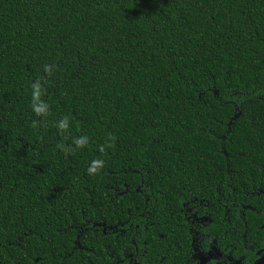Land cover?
I'll return each instance as SVG.
<instances>
[{"label": "trees", "instance_id": "obj_1", "mask_svg": "<svg viewBox=\"0 0 264 264\" xmlns=\"http://www.w3.org/2000/svg\"><path fill=\"white\" fill-rule=\"evenodd\" d=\"M45 64L46 119L30 87ZM83 135L84 148L56 147ZM262 191L264 0H0V264L17 251L21 264H84L76 243L92 248L96 224L138 220L151 256L187 264L185 204L243 201L251 239ZM218 226L219 244L237 243Z\"/></svg>", "mask_w": 264, "mask_h": 264}, {"label": "flooded vegetation", "instance_id": "obj_2", "mask_svg": "<svg viewBox=\"0 0 264 264\" xmlns=\"http://www.w3.org/2000/svg\"><path fill=\"white\" fill-rule=\"evenodd\" d=\"M260 196H264V191ZM184 206L186 208L184 219L189 224L191 234L187 264H252L259 259L264 251V223L257 222L259 220L256 218L255 234L250 237L251 239L247 238L246 207L243 201L237 203L236 200H230L224 195L222 198L205 200L194 198ZM236 217L237 230L232 220ZM213 224L217 226L220 224L218 236L219 232L223 233L225 238L229 232L237 234V243L219 244L218 238H214L211 231ZM141 225L142 221L138 220L136 225H129V230H120L119 226L123 228L124 224L109 226L106 223L96 224L98 229H102V233H99V238L92 248L83 245L82 242L76 243L81 252H87L84 264H167L164 256L158 254L156 258L149 254L148 235L145 234L147 229L142 230ZM246 251L253 252L255 257L247 258ZM32 260L34 264H38L40 258ZM13 264H21L18 251Z\"/></svg>", "mask_w": 264, "mask_h": 264}, {"label": "clouds", "instance_id": "obj_3", "mask_svg": "<svg viewBox=\"0 0 264 264\" xmlns=\"http://www.w3.org/2000/svg\"><path fill=\"white\" fill-rule=\"evenodd\" d=\"M55 65L45 64L44 65V73L45 75L39 76L34 82L30 84L31 87V109L35 113L37 117L47 118L50 113V104L43 99L45 95H47V89L45 85L47 84V78L52 76ZM41 126H46L44 121L42 120H33L31 122V127L34 129H38ZM55 127L59 130V132L64 135V138L67 139V133L70 130V118L68 116H64L59 119L55 125ZM109 140L111 142H107L106 145H102L100 148L101 152L105 151V147L114 148L116 137L114 135H110ZM90 143V138L86 135L73 137L72 144L66 145L61 142L57 144V148L63 151L66 155L70 152L75 151L76 148H84ZM105 166V161L103 159H94L91 161L90 165L87 168V173L89 175L98 174L100 170Z\"/></svg>", "mask_w": 264, "mask_h": 264}, {"label": "water", "instance_id": "obj_4", "mask_svg": "<svg viewBox=\"0 0 264 264\" xmlns=\"http://www.w3.org/2000/svg\"><path fill=\"white\" fill-rule=\"evenodd\" d=\"M253 264H264V256L261 257L259 260H257L256 262H254Z\"/></svg>", "mask_w": 264, "mask_h": 264}]
</instances>
